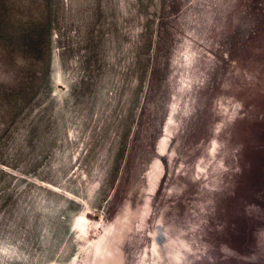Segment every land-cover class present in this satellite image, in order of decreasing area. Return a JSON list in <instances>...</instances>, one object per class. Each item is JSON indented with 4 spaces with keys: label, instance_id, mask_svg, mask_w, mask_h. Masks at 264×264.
<instances>
[{
    "label": "rangeland",
    "instance_id": "374dc122",
    "mask_svg": "<svg viewBox=\"0 0 264 264\" xmlns=\"http://www.w3.org/2000/svg\"><path fill=\"white\" fill-rule=\"evenodd\" d=\"M0 264H264V0H0Z\"/></svg>",
    "mask_w": 264,
    "mask_h": 264
},
{
    "label": "bare ground",
    "instance_id": "6f19581e",
    "mask_svg": "<svg viewBox=\"0 0 264 264\" xmlns=\"http://www.w3.org/2000/svg\"><path fill=\"white\" fill-rule=\"evenodd\" d=\"M85 226V223L83 224V227ZM81 230V229H80Z\"/></svg>",
    "mask_w": 264,
    "mask_h": 264
}]
</instances>
